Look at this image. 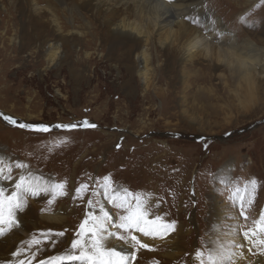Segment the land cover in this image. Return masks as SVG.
Instances as JSON below:
<instances>
[{"label": "rangeland", "instance_id": "1", "mask_svg": "<svg viewBox=\"0 0 264 264\" xmlns=\"http://www.w3.org/2000/svg\"><path fill=\"white\" fill-rule=\"evenodd\" d=\"M36 1L53 8L60 24L72 29L54 34L49 14L33 15L26 0H0V113L18 122L55 125L88 121L97 127L71 132L53 128L40 134L0 119V176L11 172L12 179L5 181L13 184L23 175L25 187L37 193L21 191L17 203L23 210H16L15 217L22 215L19 212L29 217L33 208L36 223L41 214L59 208L67 214L63 227L43 231L45 227L37 226L39 232L18 245L24 251L21 258L27 264L35 253L31 264H39L50 256L79 255L71 241L77 238L86 213L100 216L101 205L119 224L120 216L127 213L104 197V179L108 177L111 194L118 193L122 199L125 192H131L133 207L139 194L149 219L160 215L162 222L175 223V231L164 239L136 233L146 239L144 243L154 245L155 251L139 250L133 264H208L210 255L218 264H227L229 251L240 254V248L231 247L236 245L234 239L244 238L243 232L256 228L254 222L264 210V77L256 80L254 99L249 101L246 91L238 99L230 91L236 85L231 73L222 68L210 71L208 85L216 101L209 109H223L214 115L205 102L185 95L193 89L191 82L183 83L177 71L170 73L164 55L156 54L158 61L150 64L153 77L146 89L137 75L136 53L127 52L126 45L110 47L104 38L110 28H100L103 25L91 12L79 4L71 8L68 0ZM201 1L213 26L206 34L217 32L220 25L219 32L227 40L232 37L239 44L248 40L264 46V0ZM39 22L44 27L42 35L37 30ZM96 28L98 35L90 36ZM68 30L82 35H68ZM55 42L60 50L52 61L47 51ZM148 53L155 55L150 47ZM202 64L206 63L200 61L196 73ZM158 91L163 97L155 93ZM166 92L169 97L164 96ZM61 184L63 189L54 191V186ZM82 184L88 188L76 197ZM241 200L247 220L240 216ZM105 226L117 231L107 222ZM7 228L0 244L14 249L16 241ZM61 231L63 237L54 236ZM36 239L41 243L29 248V242ZM51 239L55 244L48 242ZM169 242L182 243L176 251L181 252L177 260L163 258L161 246ZM250 244L242 246L247 252L245 264L264 257L260 255L264 246L250 248Z\"/></svg>", "mask_w": 264, "mask_h": 264}, {"label": "bare ground", "instance_id": "2", "mask_svg": "<svg viewBox=\"0 0 264 264\" xmlns=\"http://www.w3.org/2000/svg\"><path fill=\"white\" fill-rule=\"evenodd\" d=\"M26 1H28L33 15L49 14L50 18L48 19V23L51 25L54 34L57 33L58 35L63 29V31L72 29L69 25H66V28L60 24L61 22H59L57 13L53 8L48 7L49 5L41 6L36 0ZM68 1L71 8H73L75 4H79L80 7L82 6V8L91 12L92 16L100 20L99 24L103 25L102 27L99 26L100 28H110V31H106L107 33L104 34V38L109 41L110 47L116 49L122 45H126L128 49L127 52L131 55L132 53H136L134 58L138 68L137 75L144 83L146 89L150 86L153 77V70H151L150 64H154L158 61V56L156 54L159 53L165 56L164 62L169 68L170 73L177 71L179 76L185 80L183 83H188L189 81L188 84H190L191 82L190 85L193 86L194 90H186L188 92H184L185 95L187 94L190 97L196 98V101L198 99L199 102H205V108L210 110V113L214 115H219V113L223 112V109L219 111L215 107V109L213 108V112L212 108L209 109V107H213L212 102L216 101L212 95L213 89L208 85L210 71L222 68L224 71L231 73L230 76L233 77V81L236 82V85L234 89L230 91L233 92L232 94L236 99L246 91L245 95H247L249 101L251 97L253 98L252 91L256 80L264 77V46H259L248 40L239 44L238 41L234 40L232 37L227 40L219 35V31L222 29L220 25H218L219 29L216 30L217 32H213L211 35L206 34L213 26L208 23L206 12L203 6H201V0H173L172 3H169L168 0ZM254 1L255 0H246V3H253ZM59 2L57 4H59ZM197 20H204L205 23L197 24ZM33 21L35 20H31V22ZM40 24L39 22L37 30L38 33L42 35L44 27ZM92 30L90 36H97V28ZM19 32L22 33L24 31L20 30ZM67 34L82 35L78 31L74 32L72 30H68ZM215 36H217L218 40H214ZM149 47L155 55L148 53ZM68 48L71 49V46H68ZM58 50H60V45L57 42L48 45L47 52L50 53V59L52 61L59 53ZM126 55L130 58L129 54ZM200 61L206 64H202L203 66H201L200 71L197 69L199 72L196 73V68L198 64H200ZM191 72L195 73L192 78L189 76ZM189 78L191 79L188 80ZM189 92L191 94H189ZM155 93L163 97L161 91ZM169 94L170 93H167V95L164 94V96L169 97ZM252 98L251 100L254 99ZM230 106V104H227V107ZM0 187L7 188V195L14 190V183L11 184L9 181L0 180ZM32 192L33 191H30L29 193L31 194ZM35 210L34 208L32 209V212L29 213V217L24 216L22 212L18 211L20 215L22 214L21 216H16L18 226L12 227L11 230L7 228L8 226L5 220L6 225H2V227L3 229L7 228L10 236H14L16 246L12 249L8 244H0V264H7L8 261H11L12 264H16L15 258L11 255L12 252L16 251L18 248L22 249L18 247V245L33 237V234L39 230L37 226L45 227L43 230L45 231L46 229L63 227L67 220L65 210L59 208L53 213L41 214L39 218L36 219L39 222L36 223L34 219ZM42 211L44 212V210ZM71 214L72 213H69V215ZM180 233L181 232H179V234ZM115 240L116 239L112 241L109 247L115 246L117 250H126L123 244ZM234 240L235 244H240L245 247V244L250 242L245 241L244 238H236ZM142 241L147 243L146 239H142ZM181 245V242L162 244L161 248L164 249L163 258L170 261L177 260L181 252H177V254L176 251L180 250L179 248ZM252 246L253 245L250 244V248H254ZM153 247L155 246L153 245L152 248ZM239 248L240 250H238V252H240V254L233 257L234 264H245V261L248 259L247 252L244 251L242 247ZM253 264H264V257H255Z\"/></svg>", "mask_w": 264, "mask_h": 264}, {"label": "snow or ice", "instance_id": "3", "mask_svg": "<svg viewBox=\"0 0 264 264\" xmlns=\"http://www.w3.org/2000/svg\"><path fill=\"white\" fill-rule=\"evenodd\" d=\"M169 3H172L173 0H168ZM219 35H224L223 32H220ZM0 119L6 122L7 125L14 126L21 130H28L35 133H50L53 128L71 132L77 128H96L97 125L94 123H89L88 121H82L79 124L69 123V124H60L55 125H46V124H32L26 122H18L16 119L11 116L0 113ZM18 167L23 168L24 165H18ZM11 172L7 176H0V180H11ZM255 183V182H253ZM26 178L21 175L19 180L14 181V190L6 195L7 188L0 187V236L4 235V230L2 225L7 219L9 230L12 227L18 226L15 212L16 210H23L21 205L17 203V200L20 196L22 190L32 191L31 187H25ZM63 185H55L54 191L56 188L63 189ZM88 185L82 184L76 189V197H80L83 191H86ZM103 195L110 202L115 204V207L123 209L126 212V215L120 216V223L116 224L113 222V218L109 215L108 212L104 210V207L100 206V216H93L92 212L86 213L84 221L79 225V231L76 233L75 239L71 241V248L75 251H79V255L68 254L62 256H50L47 260L41 259L39 264H57V261L63 264L64 261H78L79 264H133L137 260V253L139 250L144 249L149 252L155 251L154 248L150 245L142 242V240L136 235L139 233L143 237L150 238L153 240L164 239L170 232L175 231V223H166L162 222L163 218L160 215H157L155 219H149V213L145 207H142V201L140 195L135 196V206L133 207L130 203L129 197H132L131 192H125L124 197L121 199L119 194H111V188L108 183V177L104 179L103 185ZM33 196L37 195L35 191L32 192ZM52 201H49L51 203ZM251 203V201H249ZM93 201L90 199L88 201V207L91 209ZM5 208H7V217L5 216ZM240 216L247 220L248 217L244 211V202L241 200L240 203ZM111 224V226L117 231L112 232L108 231L105 224ZM256 228L243 232V237L245 241H250L253 247L264 246V210L261 211L259 220L254 222ZM102 233H104L102 235ZM123 233V234H121ZM44 236H49L51 234H42ZM65 232H56L54 233L55 237H63ZM259 237V238H257ZM116 239L123 243L126 248L131 249L127 250H117V247H109L107 242L110 239ZM87 239V243H85ZM48 242L55 244V240L51 239ZM39 244L41 240L36 239L30 241L28 247L31 248L32 244ZM231 247H242L240 244L233 245ZM251 251V249H249ZM12 257L15 258L16 264H26L25 260L21 257L24 255L22 249H17L12 252ZM197 257L202 258V253L197 252ZM237 253L229 251L227 254V264H234L233 257ZM260 255H264V248H262ZM32 259H35V253H32L31 258L27 261V264H31ZM7 264H12L11 261H8ZM208 264H218V262L210 255ZM222 264V262H221Z\"/></svg>", "mask_w": 264, "mask_h": 264}]
</instances>
